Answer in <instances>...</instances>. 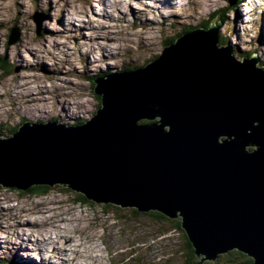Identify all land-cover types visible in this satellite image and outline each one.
<instances>
[{
  "label": "water",
  "instance_id": "1",
  "mask_svg": "<svg viewBox=\"0 0 264 264\" xmlns=\"http://www.w3.org/2000/svg\"><path fill=\"white\" fill-rule=\"evenodd\" d=\"M219 28L96 80L101 107L83 125L24 122L0 135V185H68L95 203L156 211L181 220L200 260L238 250L264 264V66L220 46Z\"/></svg>",
  "mask_w": 264,
  "mask_h": 264
},
{
  "label": "rangeland",
  "instance_id": "2",
  "mask_svg": "<svg viewBox=\"0 0 264 264\" xmlns=\"http://www.w3.org/2000/svg\"><path fill=\"white\" fill-rule=\"evenodd\" d=\"M227 1L0 0V57L6 61L0 67V128L85 123L99 106L90 77L144 66L166 41L208 22L220 23V35L262 64L264 35L260 40L257 30L264 28V0H243L238 8H226ZM15 33L17 41L9 44ZM67 186L37 196L0 185L1 263L182 262L188 250L183 231L147 213L137 215L135 208L78 204L81 193ZM61 236L73 241L54 254L51 243Z\"/></svg>",
  "mask_w": 264,
  "mask_h": 264
},
{
  "label": "trees",
  "instance_id": "3",
  "mask_svg": "<svg viewBox=\"0 0 264 264\" xmlns=\"http://www.w3.org/2000/svg\"><path fill=\"white\" fill-rule=\"evenodd\" d=\"M243 0H237V2L235 3L234 6H230V3H228L227 1V5H226V8H238L239 5H241L243 2ZM218 16V15H217ZM219 21L223 22V19H218ZM233 23V21H232ZM213 25V23H207V25H198L201 27V29H209L211 26ZM198 26H195V27H192L188 32H194L195 30L198 29ZM260 27V26H259ZM197 28V29H196ZM257 34H258V37H262L264 34L262 33V31L259 29V31L257 30ZM178 37H180L178 35ZM174 38L172 40H168L166 41L163 46L164 48L167 47V46H170V45H173L177 38ZM218 40H219V45L220 46H227V45H230V47L233 49V51L235 52L237 58H243V57H249L251 53L249 52H243L239 46L236 44V43H233L231 41V38L229 36H222L220 35V33L218 34ZM261 40V38H260ZM258 41H254L252 43H257ZM255 46L256 44H252L251 45V49L254 50L255 49ZM161 56L160 55H157L155 57L154 60H157L159 57ZM5 59L3 56L0 57V67L3 68L6 63H5ZM149 62L151 61H147L146 64H148ZM145 64V66H146ZM262 66H264V62H262V64H260ZM141 66H134V67H124L123 68V72L127 71V72H132L134 70H137L138 68H140ZM104 76H109V74L107 73H102V74H97L96 76H93V77H90V82L92 84V88H94L95 84L94 82L96 80H100V79H103ZM98 100H99V106L97 107V110L95 112V114L97 113L98 109L101 107V99L99 97H96ZM23 122H21L22 124ZM69 124V123H67ZM85 124V123H84ZM150 125L151 122L149 121H142L139 123V125ZM72 125V123H71ZM73 125L75 126H79V125H83V123H80L78 125H76V123ZM18 131V127H14V128H0V135L2 136H12L14 133H16ZM249 152L253 151L252 149H249L248 150ZM51 188L48 187V186H33L31 187L29 190L27 191H19V190H16L18 191L19 193H30V194H34V195H37V196H47L48 193L50 192ZM76 203L78 204H91V202L89 200L86 199V197L82 194H77L76 195ZM133 213H136L137 215H140L141 213H139V211L137 209H133L132 210ZM148 216H151L153 218H160L164 221L167 222V224H170L172 225V227H174L175 229H178L179 231H183L185 233V231L181 228V220L180 219H171V218H168L167 216L159 213V212H152V213H147ZM186 235V233H185ZM187 238V236H186ZM187 246H188V250H187V253L182 257V262L180 264H198L200 259L197 257L196 253H195V249L194 247L192 246V244L190 243V241L188 240L187 238ZM255 261L254 259L250 258L248 255L238 251V250H233V251H230L226 254H221L217 257V259L214 261V262H211V263H206V264H254ZM0 264H5V262H2L0 261ZM9 264H17V261H15V259L13 258V260L9 261Z\"/></svg>",
  "mask_w": 264,
  "mask_h": 264
},
{
  "label": "bare ground",
  "instance_id": "4",
  "mask_svg": "<svg viewBox=\"0 0 264 264\" xmlns=\"http://www.w3.org/2000/svg\"><path fill=\"white\" fill-rule=\"evenodd\" d=\"M176 1V0H175ZM237 2V0H235L234 2H232V1H230V0H228V3H230V6H234L235 5V3ZM264 4H262V6H263ZM125 72H127V71H125ZM121 73H124V72H121ZM31 222H27L26 221V223L25 224H30ZM32 226H33V224H32ZM72 238H68V237H64V236H61V237H59L58 239H57V241H53L51 244L53 245V250H52V252L54 253V254H57V252H59V251H61V248L62 249H64V248H66V247H68L69 246V244H71L72 243ZM62 242V243H61ZM61 244H63V245H61ZM67 249V248H66ZM69 250V249H68ZM66 251V250H65ZM70 251H72V250H69V252ZM62 253H65V252H62ZM76 253V252H75ZM57 257V256H56ZM206 261V260H205ZM96 262V261H95ZM204 262V261H203Z\"/></svg>",
  "mask_w": 264,
  "mask_h": 264
}]
</instances>
